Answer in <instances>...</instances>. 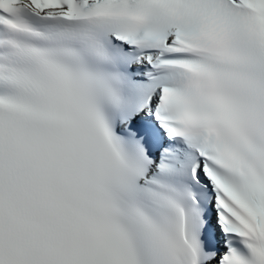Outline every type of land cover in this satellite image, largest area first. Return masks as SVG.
I'll list each match as a JSON object with an SVG mask.
<instances>
[{"label": "snow or ice", "instance_id": "1", "mask_svg": "<svg viewBox=\"0 0 264 264\" xmlns=\"http://www.w3.org/2000/svg\"><path fill=\"white\" fill-rule=\"evenodd\" d=\"M0 264H264V0H0Z\"/></svg>", "mask_w": 264, "mask_h": 264}]
</instances>
